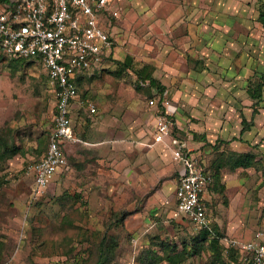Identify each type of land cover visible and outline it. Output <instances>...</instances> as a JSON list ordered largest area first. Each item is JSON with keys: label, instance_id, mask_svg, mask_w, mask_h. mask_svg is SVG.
Segmentation results:
<instances>
[{"label": "rangeland", "instance_id": "obj_1", "mask_svg": "<svg viewBox=\"0 0 264 264\" xmlns=\"http://www.w3.org/2000/svg\"><path fill=\"white\" fill-rule=\"evenodd\" d=\"M211 3L123 0L114 7L104 23L114 40L113 55L85 75L80 102L72 109L80 141L68 147L69 169L38 199L26 169L45 153L54 127L51 82L38 60L16 63L0 53V133L16 146L0 155V264H97L104 239L106 264H140L147 251L160 252V242L181 247L200 234L201 228L177 210L179 165L153 144L160 96L137 76L147 62L160 64L158 80L179 96L173 101L175 122L183 126V137H194L188 146L209 171L220 169L225 188L217 184L206 198L224 249L227 240H247L264 228V159L261 170L233 171L226 146L208 142L205 134L196 140L190 127L199 122L195 115L211 80L200 76L207 48L215 43L206 14L200 13ZM128 56L132 62H125ZM169 60L181 69L178 75L162 65ZM83 101L96 111L82 107ZM211 256L205 251L182 264H212Z\"/></svg>", "mask_w": 264, "mask_h": 264}, {"label": "built area", "instance_id": "obj_2", "mask_svg": "<svg viewBox=\"0 0 264 264\" xmlns=\"http://www.w3.org/2000/svg\"><path fill=\"white\" fill-rule=\"evenodd\" d=\"M123 0H8L0 3V53L12 59H35L47 70L55 99V123L47 150L27 166L33 179L32 197L38 199L51 181L69 168L65 143L76 141L72 128L73 102H80L78 77L101 65L114 40L105 18ZM156 91V90H154ZM153 122V144H162L180 166L177 210L199 228L212 229L207 192L213 176L200 153L188 146L175 122L178 110L167 93ZM153 104L154 101H152ZM96 111L95 105L81 102ZM226 254L235 251V264H264V228L248 240H227Z\"/></svg>", "mask_w": 264, "mask_h": 264}, {"label": "crops", "instance_id": "obj_3", "mask_svg": "<svg viewBox=\"0 0 264 264\" xmlns=\"http://www.w3.org/2000/svg\"><path fill=\"white\" fill-rule=\"evenodd\" d=\"M200 13L206 14L204 18L207 21L206 27L211 36L215 37L213 40L215 43L211 44V48H207L206 68L200 73L205 79L211 78L204 90L207 96L200 99L202 110L199 116L194 114L199 122L190 127L197 133L194 134L196 140L200 138L197 135L205 134L208 142H216L222 145L223 149L226 146L228 150L239 154H252L261 168L260 162L264 159V92L263 100L259 103L247 92L249 80L264 74V26L258 20L260 14L258 2L245 0V3H235L231 0H212V3L204 6ZM113 50L104 58L101 65L82 73L77 83L80 84L86 74L99 70L105 61L111 59ZM172 62V60L164 61L162 65L169 70L168 72L172 71L173 75H178L181 69ZM147 64L152 66L153 76L158 79L157 76L161 72V68L158 67L160 64L157 62L158 68L154 63L147 62ZM171 87H167L165 92L172 101H179V96ZM73 103L74 108L76 102ZM175 106L178 107L176 104ZM256 109L257 113H254ZM242 117L252 124L251 129L244 133H242L244 128ZM180 119L183 121L184 117L180 116ZM177 126L183 131L181 124L177 123ZM73 133L76 141L65 143L67 157H69L68 147L80 141L74 130ZM193 138L190 135L187 139L195 140ZM194 143L202 145L203 141ZM155 146L168 152L173 161L171 152L165 146L162 144ZM67 171L57 176H62ZM178 171L180 172V166Z\"/></svg>", "mask_w": 264, "mask_h": 264}, {"label": "trees", "instance_id": "obj_4", "mask_svg": "<svg viewBox=\"0 0 264 264\" xmlns=\"http://www.w3.org/2000/svg\"><path fill=\"white\" fill-rule=\"evenodd\" d=\"M8 0H0L3 3ZM259 7V21L264 26V0H257ZM16 63L25 62V59H15ZM132 62V58L128 56L125 62ZM129 64H125L127 67ZM132 65V64H131ZM130 65V66H131ZM129 66V67H130ZM152 66L146 64L144 67L137 71L138 80L141 84H148L151 90H156L159 94L165 93L166 87L161 84V82L153 76ZM141 84H139L141 86ZM78 85H80L78 83ZM247 92L252 99L259 102L263 100L264 92V74L258 78L250 79L247 86ZM254 113H257V109ZM242 124L244 126L242 133L251 129V125L245 117H242ZM15 144L8 142L0 133V155L1 153H8L10 150L14 151ZM2 156V155H1ZM231 169L237 170L239 168L249 169L255 168L256 170H261L259 162L255 161V157L252 154H239L229 150L228 160L226 161ZM213 176V185L210 190H213L218 184L223 190L224 185L220 183L221 173L219 167L216 169L215 174L210 171ZM1 182V178H0ZM185 216V215H184ZM186 217V216H185ZM212 227V226H211ZM160 252L154 250L147 251L143 256H141L140 264H160L162 261H167L169 264H182L188 258H193L202 255L205 251H210L212 253V264H235L237 261V255L235 251H231L230 254L224 253V245L221 242V236L217 231L207 228H201L200 234L191 239L190 241H185L182 243L181 247L179 245L170 244L168 242H160ZM107 240L104 239L100 246V255L97 258V264H106L107 262Z\"/></svg>", "mask_w": 264, "mask_h": 264}]
</instances>
